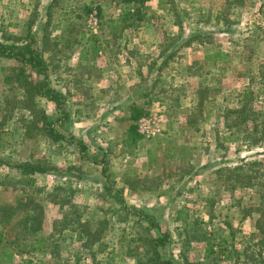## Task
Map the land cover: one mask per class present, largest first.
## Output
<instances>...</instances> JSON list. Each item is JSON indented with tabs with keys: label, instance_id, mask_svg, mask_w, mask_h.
Segmentation results:
<instances>
[{
	"label": "rangeland",
	"instance_id": "1",
	"mask_svg": "<svg viewBox=\"0 0 264 264\" xmlns=\"http://www.w3.org/2000/svg\"><path fill=\"white\" fill-rule=\"evenodd\" d=\"M49 1L0 0V40L45 52L58 90L70 46L155 47L163 100L143 110L166 122L137 147L113 118L83 133L92 110L36 94L45 73L0 57V264H140L161 232L176 264H264V0ZM21 164L47 171L31 183Z\"/></svg>",
	"mask_w": 264,
	"mask_h": 264
},
{
	"label": "crops",
	"instance_id": "2",
	"mask_svg": "<svg viewBox=\"0 0 264 264\" xmlns=\"http://www.w3.org/2000/svg\"><path fill=\"white\" fill-rule=\"evenodd\" d=\"M57 1L50 0L48 5L46 4L47 8L55 6ZM122 1L125 6L133 3L128 0ZM79 3L80 1H77L74 4L79 6ZM71 4H73L72 1ZM70 10L76 11V8L73 7ZM47 11L48 9L44 16L51 17V10L49 9L50 14ZM64 15H61L58 20H69ZM109 34L116 36L115 31L110 30ZM77 36L81 42H84L83 39L86 40L85 33ZM122 36L118 35V37ZM97 38H99L98 35ZM65 50L61 57H58V51L53 53L52 57L58 58L56 65L52 64L51 67L52 71L57 67L54 72L60 75L63 85L60 91L63 98L65 97L70 102H77L78 106L83 108L79 110L84 115L82 118L86 119L87 113L94 112L92 114L94 119L87 122L83 120L79 125L83 128L82 132L87 133L89 124L94 123L98 118L100 121L106 118L109 122L113 118L117 125L115 128L117 137H124L127 134L124 142L127 141L126 144H128L131 141L130 145L137 147L142 138H139L137 142L133 140L134 133L139 136L135 128H132L136 111L143 109L147 103L163 100V97L160 98L157 95V90L156 95H153L149 87L158 88L160 85L159 81L162 77L160 72L163 71L165 65L164 54L162 53L164 60L160 61V50L156 53L155 47L138 45H97L94 47L76 45ZM42 53L45 54L43 51ZM143 87L148 89L144 90ZM100 111H102L101 114ZM96 115L97 118H95Z\"/></svg>",
	"mask_w": 264,
	"mask_h": 264
},
{
	"label": "trees",
	"instance_id": "3",
	"mask_svg": "<svg viewBox=\"0 0 264 264\" xmlns=\"http://www.w3.org/2000/svg\"><path fill=\"white\" fill-rule=\"evenodd\" d=\"M128 1L135 2L138 6H143L148 0H128ZM131 14L132 13L128 11L126 16L122 18L121 20H125ZM117 27L118 26H114V27L110 26V30L116 31ZM225 55L226 54L224 52H222L221 50H218L213 55H207L206 58H214L218 61H221L224 59ZM0 57L15 58L19 62H22L24 65L30 66L39 75L41 73H45L43 80L35 83L34 85H30L31 86L30 89L35 90L36 94L45 96L47 99L51 101L60 103V99L63 95L60 90L54 88L51 85V81L49 80V75L47 73V70H48L47 63H46V60L44 59V55L41 50L35 48L30 43L20 46L15 43H6L4 40L1 39L0 40ZM161 69L162 67L160 66V70ZM147 113L148 112H144V110L140 108L136 111L134 119L138 120L139 116L145 115ZM135 127L137 128V124L136 126L133 124L132 128L134 129ZM136 132L139 134V136L134 133V136H133L134 142H137L139 138H143L142 135L138 131ZM17 168L20 171V175L27 179L30 178V176L36 174L37 172L44 173L47 171L46 167H40L39 165L34 166L32 164L31 165L21 164V165H18ZM34 180L35 179H28L27 181L32 183L34 182ZM169 240L170 238H169L168 233L161 232L159 236L155 237L149 244V251L151 250V254L148 255L147 258L144 259V262H141L140 264H176V262L172 258H168V257L165 258L161 252V249L166 248ZM213 253H214L213 246H210L209 248L206 249L205 257L208 258L212 256Z\"/></svg>",
	"mask_w": 264,
	"mask_h": 264
},
{
	"label": "built area",
	"instance_id": "4",
	"mask_svg": "<svg viewBox=\"0 0 264 264\" xmlns=\"http://www.w3.org/2000/svg\"><path fill=\"white\" fill-rule=\"evenodd\" d=\"M90 26L96 31L99 28V19L97 11L91 13L89 19ZM166 122V116L163 111L158 108L156 111H151L150 113L143 115L137 122V131L145 139L155 138L157 135L161 134L164 130V124Z\"/></svg>",
	"mask_w": 264,
	"mask_h": 264
}]
</instances>
